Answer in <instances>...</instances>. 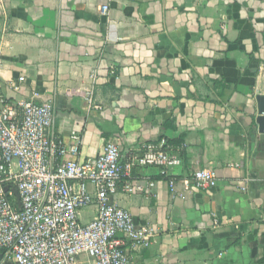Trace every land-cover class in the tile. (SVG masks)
Wrapping results in <instances>:
<instances>
[{"label": "crops", "instance_id": "1", "mask_svg": "<svg viewBox=\"0 0 264 264\" xmlns=\"http://www.w3.org/2000/svg\"><path fill=\"white\" fill-rule=\"evenodd\" d=\"M0 91L55 109L59 135L83 137L78 160L111 141L125 162L175 146L169 176L135 167L141 189L113 198L152 235L127 243L132 264H264V0H0ZM204 168L217 185L187 189Z\"/></svg>", "mask_w": 264, "mask_h": 264}, {"label": "built area", "instance_id": "2", "mask_svg": "<svg viewBox=\"0 0 264 264\" xmlns=\"http://www.w3.org/2000/svg\"><path fill=\"white\" fill-rule=\"evenodd\" d=\"M100 10L106 14L108 6ZM87 101L92 105V97ZM82 142L80 132H73L69 142L59 135L55 109L33 99L11 101L0 91V254L5 259L16 264H132L127 243L151 245L152 235L137 227L113 198L121 183L128 192L141 189L129 180L135 167H156L169 176L181 165L175 146L145 144L139 157L125 162L120 145L111 141L98 157L78 160ZM217 182L215 169L204 168L184 185L209 189ZM169 184L173 191L176 181L170 177ZM91 206L96 215L83 223L80 211Z\"/></svg>", "mask_w": 264, "mask_h": 264}, {"label": "water", "instance_id": "3", "mask_svg": "<svg viewBox=\"0 0 264 264\" xmlns=\"http://www.w3.org/2000/svg\"><path fill=\"white\" fill-rule=\"evenodd\" d=\"M257 102H258V117L256 119V122L258 125L259 133L261 134V138L264 139V95H258ZM13 192L18 197L17 190L14 189ZM18 201L20 203L19 198Z\"/></svg>", "mask_w": 264, "mask_h": 264}, {"label": "rangeland", "instance_id": "4", "mask_svg": "<svg viewBox=\"0 0 264 264\" xmlns=\"http://www.w3.org/2000/svg\"><path fill=\"white\" fill-rule=\"evenodd\" d=\"M82 258H84V257H82Z\"/></svg>", "mask_w": 264, "mask_h": 264}]
</instances>
